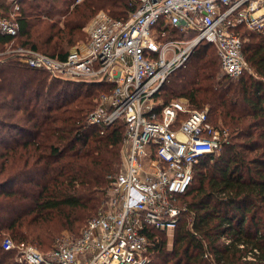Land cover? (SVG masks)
Segmentation results:
<instances>
[{
  "label": "trees",
  "instance_id": "1",
  "mask_svg": "<svg viewBox=\"0 0 264 264\" xmlns=\"http://www.w3.org/2000/svg\"><path fill=\"white\" fill-rule=\"evenodd\" d=\"M20 3L19 32H0V48L20 43L59 59L100 10L127 20L139 6V0ZM10 8L0 0V10ZM236 30L251 70L223 73L216 46L203 40L157 94L159 107L178 97L194 109L207 107L210 121L230 131L221 150L195 167L172 249L164 232H155L160 238L153 232L149 252L157 260L149 264H264V32ZM106 89L53 77L11 55L0 61V264H21L15 250L2 246L6 233L53 249L64 229L81 233L99 208L124 144L122 122L102 131L88 120Z\"/></svg>",
  "mask_w": 264,
  "mask_h": 264
},
{
  "label": "built area",
  "instance_id": "2",
  "mask_svg": "<svg viewBox=\"0 0 264 264\" xmlns=\"http://www.w3.org/2000/svg\"><path fill=\"white\" fill-rule=\"evenodd\" d=\"M8 1L11 8L0 10V32L16 36L21 3ZM240 25L264 32V0H139L127 20L100 10L86 44L66 59L20 43L0 52L53 77L103 83L108 91L88 120L103 131L122 122L126 147L122 170L109 177L110 210L90 218L80 236L48 253L7 236L4 249L16 248L21 264H146L151 236L176 229L196 165L218 153L228 137L207 108H191L183 97L159 107L157 94L203 40L216 46L225 74L251 70ZM168 28L183 37H169Z\"/></svg>",
  "mask_w": 264,
  "mask_h": 264
},
{
  "label": "rangeland",
  "instance_id": "3",
  "mask_svg": "<svg viewBox=\"0 0 264 264\" xmlns=\"http://www.w3.org/2000/svg\"><path fill=\"white\" fill-rule=\"evenodd\" d=\"M93 19V18H92ZM92 19H90L89 21H88V23L86 24V26H85V29H84V33H85V35H84V37H83V39H80V40H78V41H76V43L73 45V46H71V47H69V53L71 52V51H74L75 49H81L85 44H86V42H87V40H88V30H87V28H88V25L90 24V22H91V20ZM258 33H260V32H258ZM174 35V34H173ZM16 45V43H14V42H10V43H8V44H6L2 49L0 48V52H4L7 48H10V47H14ZM43 52V51H42ZM4 56L5 55H2L0 58H2V59H0V60H3V58H4ZM223 71V70H222ZM224 73V72H223ZM73 81H89V80H73ZM108 91V88L106 89V90H102V92H100L99 94H98V96H97V98L95 99V101H96V106L95 107H97V105H98V102L100 101V97L102 96V93H104V92H107ZM192 108V107H191ZM207 108V107H206ZM213 123V122H212ZM217 125H223L222 124V120H221V118H219L218 119V123H216ZM213 125H215L214 123H213ZM216 126V125H215ZM124 128V127H123ZM218 128H223V127H218ZM226 129H228V127L226 128ZM229 131H230V129H228ZM103 131V130H102ZM230 139V138H229ZM125 144H123L122 146V149H121V165H120V169H119V172L122 170V167H123V162L125 161V156H126V147L124 146ZM119 172H117L116 174H118ZM115 174V175H116ZM110 191H111V188H110V181H109V186H107L106 187V189H105V196H104V198L102 199V201H101V204H100V206H99V208L94 212V214L92 215V216H90L91 218L95 215V214H97L99 211H109L110 210V206H109V203H110V199H111V195H112V192L110 193ZM110 196V197H109ZM181 203L183 204V198H182V200H181ZM82 229V228H81ZM84 229V228H83ZM82 229V230H83ZM175 230L176 229H171V230H167V231H162V232H164L165 234H166V238H167V241H168V248L169 249H172V247H173V243H174V235H175ZM79 233H80V231H79ZM79 233H75V232H72V231H69L68 229H64L61 233H60V235L58 236V238L56 239V244H55V246L56 245H58L59 243H61L62 241H64V240H67V241H70V240H73L74 238H77L78 236H80L81 235V233H82V231H81V233L79 234ZM156 235L155 236H157V237H159L160 238V234H158V233H155ZM154 235V234H153ZM7 236H10V234L9 233H6L5 234V237H7ZM4 237V238H5ZM152 237H154V236H152ZM14 240V239H13ZM14 242H15V244L17 245V244H20V243H18V242H16L15 240H14ZM153 242V241H152ZM3 243V242H2ZM26 244H28V245H32V246H34L35 248H37L38 250H40L42 253H48V252H50L52 249L51 248H47V249H43V248H40V247H38L37 246V244L36 243H31L30 241L29 242H27ZM51 249V250H50ZM13 250H15L16 251V254H17V250H16V248L15 249H13ZM153 260H157V259H155L154 258V253H148V262L146 263V264H149V262H152ZM160 262V260H158V263Z\"/></svg>",
  "mask_w": 264,
  "mask_h": 264
}]
</instances>
